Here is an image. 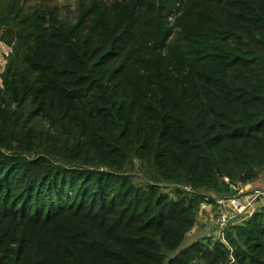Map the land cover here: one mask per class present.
Here are the masks:
<instances>
[{
  "label": "trees",
  "instance_id": "1",
  "mask_svg": "<svg viewBox=\"0 0 264 264\" xmlns=\"http://www.w3.org/2000/svg\"><path fill=\"white\" fill-rule=\"evenodd\" d=\"M44 2L0 0V264L257 261L264 204L179 249L264 173V0Z\"/></svg>",
  "mask_w": 264,
  "mask_h": 264
},
{
  "label": "rangeland",
  "instance_id": "2",
  "mask_svg": "<svg viewBox=\"0 0 264 264\" xmlns=\"http://www.w3.org/2000/svg\"><path fill=\"white\" fill-rule=\"evenodd\" d=\"M76 0H52L53 5L57 6H74ZM26 10L31 13L36 10H43L45 2L44 0H21ZM173 19V16H172ZM10 49L0 43V65H2L1 55H8ZM0 149H4V141L1 138L0 133ZM239 196L240 198H235L232 201L224 202L220 204V208L217 212H213L210 206L206 204L203 206V209L206 213V216L199 218L200 226H196L193 233L186 238V240L180 246V251L187 248L190 243L195 241L196 236H200L203 233L207 232V234L218 233L217 223L221 222L220 218H216V213L222 212L225 217H235L238 215L236 202L240 200L241 202H249L250 207L248 210L244 211L243 214H249L253 210L254 206L264 204V173L259 176L257 179L247 183L246 185H242L239 188ZM209 215V216H207ZM211 218V221L208 219ZM217 232V233H216ZM260 248L257 250V261L253 262V264H264V236L260 237Z\"/></svg>",
  "mask_w": 264,
  "mask_h": 264
},
{
  "label": "built area",
  "instance_id": "3",
  "mask_svg": "<svg viewBox=\"0 0 264 264\" xmlns=\"http://www.w3.org/2000/svg\"><path fill=\"white\" fill-rule=\"evenodd\" d=\"M104 1L109 2V3H112V2H121L123 0H104ZM169 20L172 21V17H170ZM236 205H237V210H238L237 211L238 212V215L237 216L247 215V214H243V212L246 211V210H248V208L250 207V203L249 202L244 203V202H241V201L238 200L236 202ZM231 218H233V217L228 218V217H225L224 215H222L220 217V221L221 222H218L217 225H219L220 223L225 224Z\"/></svg>",
  "mask_w": 264,
  "mask_h": 264
},
{
  "label": "crops",
  "instance_id": "4",
  "mask_svg": "<svg viewBox=\"0 0 264 264\" xmlns=\"http://www.w3.org/2000/svg\"><path fill=\"white\" fill-rule=\"evenodd\" d=\"M239 201H240V200H239ZM193 232H194V230H193L191 233H193ZM205 233H206V232H205ZM216 233H217V232H216ZM189 235H190V234H189ZM189 235H188V236H189Z\"/></svg>",
  "mask_w": 264,
  "mask_h": 264
}]
</instances>
